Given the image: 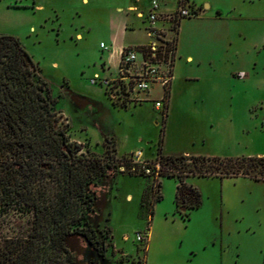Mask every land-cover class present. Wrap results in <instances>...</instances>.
Wrapping results in <instances>:
<instances>
[{
	"label": "rangeland",
	"instance_id": "rangeland-1",
	"mask_svg": "<svg viewBox=\"0 0 264 264\" xmlns=\"http://www.w3.org/2000/svg\"><path fill=\"white\" fill-rule=\"evenodd\" d=\"M175 1L164 0L163 9ZM232 2L234 9L221 19L190 18L180 32L178 49L192 62L175 60L164 128L150 103L118 108L102 88L87 82L93 73L110 75L101 69L107 51L99 43L114 49L145 40L144 23L125 8L131 0H0V36L15 38L28 55L34 67L31 84L51 104L54 126L69 142L80 144L78 160L119 158L135 150L152 160L160 132L167 154L190 149L205 156L264 157V0ZM49 170L32 185L45 201L56 190L57 177L53 167ZM167 172L160 169L146 178L114 171L109 180L97 178V198L89 207L95 218L89 211L69 228L90 227L104 264L125 259L123 264H186L183 256L193 242L218 235L225 226L240 228L232 213L254 210L242 179L187 175L180 195L192 185L201 203L182 218L173 203L177 180L163 176ZM5 203L0 195V241L25 236L31 210L15 200ZM80 211H86L84 203L75 204L73 216ZM254 225L250 231L241 227L233 237L254 251L256 264H264V222ZM145 232L144 249L135 234Z\"/></svg>",
	"mask_w": 264,
	"mask_h": 264
},
{
	"label": "trees",
	"instance_id": "trees-1",
	"mask_svg": "<svg viewBox=\"0 0 264 264\" xmlns=\"http://www.w3.org/2000/svg\"><path fill=\"white\" fill-rule=\"evenodd\" d=\"M33 68L15 38L0 36V195L6 198V205L15 200L33 215L25 236L0 241V264H73L64 240L77 233L90 238L92 233L86 226L73 230L69 226L88 216L97 178L114 176L116 158L75 157L80 144L69 142L64 130L54 126L51 104L31 84ZM154 159L161 169H170L163 176L177 180L173 203L178 213L179 208L194 209L200 202L191 185L180 195L182 178L187 175L264 181L263 156L162 155L161 132ZM52 167L56 190L53 198L45 201L32 185L39 173ZM126 174L147 178L140 173ZM77 203H84L86 211L75 217L73 208Z\"/></svg>",
	"mask_w": 264,
	"mask_h": 264
},
{
	"label": "built area",
	"instance_id": "built-area-1",
	"mask_svg": "<svg viewBox=\"0 0 264 264\" xmlns=\"http://www.w3.org/2000/svg\"><path fill=\"white\" fill-rule=\"evenodd\" d=\"M160 0H147L141 18V43L121 46L117 53L115 69L110 75L93 73L88 84L98 86L110 103L118 108L150 103L159 120L165 117L169 86L173 78V65L177 49V30L181 20L194 17L196 9L186 0H176L170 9H163ZM103 51L109 47L99 43ZM115 171L118 173H140L154 178L161 167L156 159L143 158L136 150L116 158ZM145 233H136L135 240L145 242Z\"/></svg>",
	"mask_w": 264,
	"mask_h": 264
},
{
	"label": "crops",
	"instance_id": "crops-1",
	"mask_svg": "<svg viewBox=\"0 0 264 264\" xmlns=\"http://www.w3.org/2000/svg\"><path fill=\"white\" fill-rule=\"evenodd\" d=\"M131 1L133 4H128L125 8L127 11L134 12V17L137 19V21L140 22L141 18L138 15L139 14L143 15L146 9V6H147V0H131ZM186 1L187 3L191 4L196 9V12H197L196 15L194 17H190L195 20H201L202 17L204 16H206L205 17L206 20H218V19H221L222 14L224 15L227 12H230L234 9V6H233L234 3L232 2L233 0H186ZM159 2H160L161 7L163 8L164 0H160ZM190 18H185L180 21L178 30H177V35H176L177 49H176L175 60L182 58L184 63H191L192 56L190 54H183L178 49V38H179L180 32H182V30L186 27V24H188L189 22L188 19ZM141 42L143 41H137V42H134L133 44L141 43ZM106 46L109 47L110 51H107L106 53L107 61L106 63L101 65V69L104 73L110 74L115 69L118 50L121 46H124V45L119 44L114 49L111 47V45H106ZM175 60H174V63H175ZM173 80H174V76L172 78V81ZM172 81L169 86V96H168V102L166 106L165 117L163 119V128H164V123L167 119L168 105L170 102V95H171V90H172ZM67 94H66V97H67ZM76 101L80 102L81 100L80 101L76 100ZM138 106H141V105H138ZM61 114L63 115L62 112ZM67 123H68V120H67ZM156 123H157L156 120H153V124H156ZM114 152L116 153L115 148H114ZM161 154L162 155H200V154H197L195 150H190V149H186L179 154H169V153L167 154L161 150ZM142 157H143V154H142ZM112 177H107V179L109 180ZM238 178L243 180L244 182L243 189L247 193L249 200H250L249 203H251L250 205L254 207L253 208L254 210L251 212H248V210L234 212L232 213L233 215L232 218H233V221L239 222L240 228L242 227L244 230L250 231L254 228L255 226L254 223L264 222V181H254V180H251L245 177H235V179H238ZM174 190H175V187H174ZM143 196L144 194L142 193L140 197V202L143 201ZM125 198L130 199V195L125 194ZM199 200H200V197H199ZM246 200L247 199L245 198V201ZM200 203L201 201L199 202L198 207L200 206ZM198 207L194 209H197ZM194 209H189V211H192ZM185 212H188V210H185V208H179V213H182V216L179 213L178 214L183 218V216L186 214ZM226 214H229V211H226ZM253 214H254V217H253ZM185 218H187V215L185 216ZM240 228H234L233 226H225L223 230L220 228V232L218 233V235L208 234L207 236L202 237L200 240L193 242L188 247L187 252L184 254L183 261L186 262V264H256L257 257L254 251L249 246H247V244H242V242H240L236 237H233V234H239ZM146 234H147V237L144 242V246H145L144 249L146 248V242L148 241L147 240L148 233ZM119 257H122V256H119ZM116 261L119 264H123L124 262H127L129 260L125 259L122 261H118V260ZM262 262L264 263V258Z\"/></svg>",
	"mask_w": 264,
	"mask_h": 264
},
{
	"label": "flooded vegetation",
	"instance_id": "flooded-vegetation-1",
	"mask_svg": "<svg viewBox=\"0 0 264 264\" xmlns=\"http://www.w3.org/2000/svg\"><path fill=\"white\" fill-rule=\"evenodd\" d=\"M94 198L97 197L95 196ZM89 211V213L94 214L95 218L94 207ZM96 224L98 225L97 222ZM86 227L90 230L93 237V231H91L88 225ZM74 237L77 239L78 247L72 252L68 251L73 258V264H104L106 257L105 255H101L98 251V248H96L95 245L92 244V237L87 238L85 237V235H83V233H77V235H75Z\"/></svg>",
	"mask_w": 264,
	"mask_h": 264
},
{
	"label": "water",
	"instance_id": "water-1",
	"mask_svg": "<svg viewBox=\"0 0 264 264\" xmlns=\"http://www.w3.org/2000/svg\"><path fill=\"white\" fill-rule=\"evenodd\" d=\"M64 245L68 251L72 252V251L77 249L78 242H77V239L73 235H71V236H69V239L66 238L64 240Z\"/></svg>",
	"mask_w": 264,
	"mask_h": 264
}]
</instances>
